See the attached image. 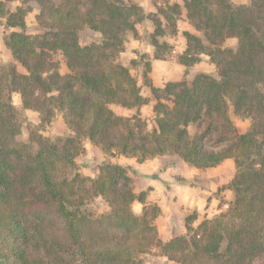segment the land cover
I'll list each match as a JSON object with an SVG mask.
<instances>
[{
    "label": "trees",
    "instance_id": "1",
    "mask_svg": "<svg viewBox=\"0 0 264 264\" xmlns=\"http://www.w3.org/2000/svg\"><path fill=\"white\" fill-rule=\"evenodd\" d=\"M6 1L35 3L43 33H12L6 46L26 73L12 68L0 74V264H145L153 247L176 264H264V0L248 5L183 0V6L167 4L160 11L173 34L183 11L203 34H184L187 47L178 63L190 68L206 56L216 75L199 72L192 80L157 88L147 78L151 65L145 64V85L155 100L152 132L139 115L149 100L130 68L119 62L125 34L149 20L139 4ZM0 11L7 27L25 28L27 10ZM154 23V59L162 60L171 47L159 41L165 35L162 22ZM85 29L99 34V41L82 45ZM229 39H237L234 49L221 46ZM57 55L68 73L60 72ZM13 94L43 123L61 112L72 135L55 142L31 132L30 144L18 142ZM112 105L137 113L117 116ZM231 111L250 119L247 132L238 134ZM191 125L203 131L192 136ZM213 132L230 144L206 151L205 138ZM85 142L114 159L139 163L171 156L207 170L233 160L236 174L228 188L234 200L197 227L193 213L184 221V234L163 242L155 224L160 209L133 210L135 202L146 203L148 191H134L130 166L103 163L94 178L77 172ZM99 202L106 206L102 211Z\"/></svg>",
    "mask_w": 264,
    "mask_h": 264
},
{
    "label": "rangeland",
    "instance_id": "2",
    "mask_svg": "<svg viewBox=\"0 0 264 264\" xmlns=\"http://www.w3.org/2000/svg\"><path fill=\"white\" fill-rule=\"evenodd\" d=\"M129 2L139 4L145 14L149 16V20L142 24H138L136 26V32H127L125 34V50L124 54L122 53L119 57V62L127 67L130 68L131 74L136 78L139 86L141 87L142 95L149 100L148 105L142 107L139 110V115L141 120L146 124V130L148 132H152L155 127V116L153 113V106L155 100L153 99L150 90L145 85V70L147 67L145 64H150L151 68L149 73L147 74V78L152 82L150 74L153 69V62L159 61L158 64L155 62V74L158 80L166 79V72L169 73V81L165 82V85L169 82H177L175 79H178L182 76L181 72H179L178 67V58L181 54L180 46L184 40L185 48L187 47L186 38L184 37L185 33H189L195 36H199L203 38V34L198 32L194 26L188 21L186 17L185 11H183L182 16L177 22L176 33L173 34L171 28L168 27L165 20L160 17V11L164 10L167 4H175L178 3L179 5L183 6V0H126ZM235 4L238 5H248L250 0H232ZM0 7L7 12H16L18 9L22 8L28 11L27 16L25 18V28H16L12 29L6 26V19L7 17H2L0 15V74L6 72L12 68H15L18 73L25 74V70L13 59L11 56L10 51L6 46V42L9 36L14 32L25 33L30 36H36L43 33L42 29L39 25V16L41 14L40 8L35 4H23L22 2L18 1H6L0 0ZM1 12V11H0ZM159 20L162 22L163 28H165V35L159 38L160 42L167 43L171 50L169 52L163 53L165 57L162 60H155L154 54L155 49L151 45V35L154 33L155 30V21ZM100 36L97 33L90 31L89 29H85L80 37V42L82 45H88L92 42L99 41ZM168 40H172L174 43H168ZM237 39H229L226 40L221 46L226 49H234L237 46ZM175 46L177 50L175 51ZM185 51V50H184ZM183 54V53H182ZM56 59L60 63V72L62 74L68 73V69L66 67V63L61 56H56ZM136 60L140 62V65L133 66L131 62ZM181 65V64H179ZM147 72V71H146ZM199 72H206L216 75V67L209 61V58L206 56L202 57V61L198 64L190 67L187 73L185 74L184 79L192 80L194 75ZM174 80V81H173ZM181 81V80H179ZM153 84V83H152ZM164 85V86H165ZM163 88V87H162ZM13 103L15 106L16 111V119L21 127V134L18 137V142L24 144H30L29 135L31 132L39 133L45 138H48L52 141H58L60 139H65L72 135L71 131L68 129L67 125L65 124L63 114L61 112H56L54 118L50 123H43L38 115V113L23 109V104L21 97L18 94H13ZM137 112L133 110L129 113V115L124 116L120 114H116L117 116H123L130 118L134 116ZM230 117L237 127L238 134H243L250 129L251 121L250 119H243L239 118L231 111ZM201 129H199L195 125H191L189 127V132L192 136L200 133ZM230 142H219L218 135L216 132H213L209 136L205 138L204 147L205 150L208 152L212 151H220L226 148ZM85 152L82 156H80L76 163L78 165L77 172H79L85 178H94L98 174L99 166L103 163L107 162H115L114 158L110 157L109 155L103 153L100 149L95 148L89 142L84 143ZM36 148V147H35ZM166 162L168 164H172L176 167L177 172H181V175H190L192 171V167L182 164V168H180L177 164L178 161L176 159H167ZM185 165V166H184ZM209 173H205V170H200V173H196L195 179L186 180L191 185H198L206 186L209 185V188H213L215 192V197L219 198L221 201L220 209L223 203H228L226 197L227 193L232 194V201L234 200V193L228 188L229 184L235 177L236 174V167L233 160H227L223 162L220 166L216 168H211ZM176 175V173H173ZM172 174V175H173ZM200 174V175H198ZM205 174V175H204ZM177 176V175H176ZM175 178H180V175ZM180 181V180H179ZM185 181V180H184ZM188 184V185H190ZM230 191V192H229ZM156 205H149L147 207H143L141 213L147 208L150 211ZM99 211H102L106 208L103 203H98ZM229 206L226 208H222L219 212L216 213L215 216L220 215L222 212L226 211ZM139 204L136 202L133 205V210L135 213H139ZM193 213H189L188 216L192 215ZM215 214V213H214ZM214 216V217H215ZM212 217V218H214ZM187 218V217H186ZM209 219V218H204ZM204 219H198L194 223V226L197 227ZM211 219V218H210ZM145 264H176L174 262L168 261L165 257L160 255L159 250L156 247L150 249L149 253L144 257Z\"/></svg>",
    "mask_w": 264,
    "mask_h": 264
},
{
    "label": "crops",
    "instance_id": "3",
    "mask_svg": "<svg viewBox=\"0 0 264 264\" xmlns=\"http://www.w3.org/2000/svg\"><path fill=\"white\" fill-rule=\"evenodd\" d=\"M167 42L174 43L172 40H168ZM185 45L186 44L183 40L180 46L181 53L179 54L184 52L186 49ZM175 48L176 51L177 47L175 46ZM155 62L158 64L159 61ZM155 62H153V69L150 77L155 87L162 88L164 87L165 82L169 81V73L166 72V79L164 82L163 79L158 80L154 70L156 68ZM178 67L182 76L175 79V81L182 80L189 70V68H186L183 65L178 64ZM111 109L115 114L124 116L129 115V113L133 111L116 105H112ZM167 159H176V161H178L177 164L180 167L178 170L181 169L182 164H184L179 159L171 156L155 158L144 163H139L136 159H127L123 157L113 159L115 162L117 161L132 168L130 177L133 181V187L136 193L148 191L146 203L144 205L138 203L140 206L139 213L141 214L143 207L149 205H156L160 209L155 224L159 231V237L163 242H167L175 236L185 233L184 221L189 213H196L197 220L204 218L210 219L222 208H226L232 202V194L230 196V194L227 193L226 199L229 202L223 203L220 209L221 201L219 198L215 197V192L213 188H209V185L202 186L197 183L195 185H188L179 181L190 180L191 178L195 179L196 173H200V170L192 168V171L194 172H190L191 176L181 175V172H177L174 165H170L166 162ZM209 170L212 169L205 170V173L208 174ZM173 173H176L177 176ZM179 175V179L175 178Z\"/></svg>",
    "mask_w": 264,
    "mask_h": 264
}]
</instances>
